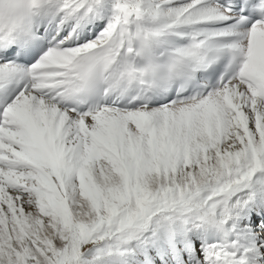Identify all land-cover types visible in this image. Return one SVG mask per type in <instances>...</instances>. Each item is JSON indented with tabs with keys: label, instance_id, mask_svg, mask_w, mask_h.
I'll list each match as a JSON object with an SVG mask.
<instances>
[{
	"label": "snow or ice",
	"instance_id": "6c2138e0",
	"mask_svg": "<svg viewBox=\"0 0 264 264\" xmlns=\"http://www.w3.org/2000/svg\"><path fill=\"white\" fill-rule=\"evenodd\" d=\"M0 264H264V0H0Z\"/></svg>",
	"mask_w": 264,
	"mask_h": 264
}]
</instances>
